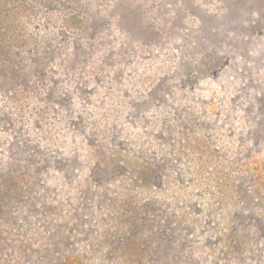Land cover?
Returning a JSON list of instances; mask_svg holds the SVG:
<instances>
[{
	"label": "rangeland",
	"instance_id": "obj_1",
	"mask_svg": "<svg viewBox=\"0 0 264 264\" xmlns=\"http://www.w3.org/2000/svg\"><path fill=\"white\" fill-rule=\"evenodd\" d=\"M0 264H264V0H0Z\"/></svg>",
	"mask_w": 264,
	"mask_h": 264
}]
</instances>
